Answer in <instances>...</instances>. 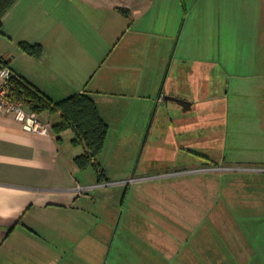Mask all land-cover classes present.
<instances>
[{
  "label": "crops",
  "instance_id": "obj_1",
  "mask_svg": "<svg viewBox=\"0 0 264 264\" xmlns=\"http://www.w3.org/2000/svg\"><path fill=\"white\" fill-rule=\"evenodd\" d=\"M211 1L191 9L199 29L208 25ZM179 2L17 0L2 18L0 57L53 101L85 92L105 121L118 103L144 106L152 122L169 121L166 135L192 136L198 120L217 113L208 86L213 66L201 69V87L197 68L173 65ZM216 6L217 55L236 56L244 77L254 76L264 113V0ZM20 41L42 44L41 57L23 52ZM37 114L51 124L48 134L26 131L0 111V264H264V160L235 180L215 174L220 165L190 147L195 156L184 165L154 173L140 166L135 174L97 159L101 173L88 166L87 177L88 167L74 161L84 147L71 142L73 131L52 128L60 114Z\"/></svg>",
  "mask_w": 264,
  "mask_h": 264
},
{
  "label": "rangeland",
  "instance_id": "obj_2",
  "mask_svg": "<svg viewBox=\"0 0 264 264\" xmlns=\"http://www.w3.org/2000/svg\"><path fill=\"white\" fill-rule=\"evenodd\" d=\"M178 1L180 30L176 39L180 36V40L176 41L173 65L179 64L183 71L197 68V76L202 78L199 85L202 87L205 81L201 69L210 62L213 69L209 73L208 86L214 96V104L210 108L217 113H214L213 119L198 120L197 131L192 136L186 132L174 137L166 135L169 124L166 118L152 122L151 114H144V106L118 103L116 114H106L109 132L98 160L101 163H111L116 170L128 168L136 174L139 167L144 166L147 169L149 167L147 173H154L158 171L156 168L164 165L174 167L189 163L195 156L190 155V147H194L199 153L212 157L216 162L214 165H217L215 167L220 165L213 170L215 174L226 173L228 178L235 180L248 177V170L253 173V169H258L250 167L258 165V160H264V148L261 147V152L258 150L259 142L263 138L264 113L254 101L260 93L251 88L256 79L254 76L244 77L248 70L238 69L236 56L222 58L217 55V47L222 37L219 33V10L216 6L218 0H212L208 14H203L208 25H201V29L198 28L199 23H196L199 18L198 10L191 12V9L196 1L202 0ZM206 28L212 29V34H206ZM174 97L184 99L182 96ZM180 123H187L182 128H188V122ZM179 145L184 148L181 149ZM176 147L178 149L173 151L172 148ZM197 159L203 160L202 157ZM90 172L92 169L88 167L84 175L88 177Z\"/></svg>",
  "mask_w": 264,
  "mask_h": 264
},
{
  "label": "trees",
  "instance_id": "obj_3",
  "mask_svg": "<svg viewBox=\"0 0 264 264\" xmlns=\"http://www.w3.org/2000/svg\"><path fill=\"white\" fill-rule=\"evenodd\" d=\"M17 0H0V33H2V18ZM127 14V9H119ZM18 47L25 53L40 58L43 46L40 43L27 41L18 42ZM8 59L0 57V63L7 65ZM13 95L22 97L26 104L37 112L49 111L59 113L60 118L53 123L52 128L60 134L65 130H72L74 136L71 142L82 145L84 152L74 158L79 168L94 167L99 174L97 159L103 152L109 132V125L100 115L94 99L85 92L72 94L59 101H53L47 95L35 88L32 84L18 77L13 79L11 88Z\"/></svg>",
  "mask_w": 264,
  "mask_h": 264
},
{
  "label": "built area",
  "instance_id": "obj_4",
  "mask_svg": "<svg viewBox=\"0 0 264 264\" xmlns=\"http://www.w3.org/2000/svg\"><path fill=\"white\" fill-rule=\"evenodd\" d=\"M15 78L17 75L13 70L8 65L0 63V111L12 114L26 131L48 134L51 124L42 121L22 97H17L11 92Z\"/></svg>",
  "mask_w": 264,
  "mask_h": 264
},
{
  "label": "water",
  "instance_id": "obj_5",
  "mask_svg": "<svg viewBox=\"0 0 264 264\" xmlns=\"http://www.w3.org/2000/svg\"><path fill=\"white\" fill-rule=\"evenodd\" d=\"M167 98L170 99V100H173V101L177 102L184 109H185V107L189 106V103L187 101L183 100V99L175 98V97H171V96H169Z\"/></svg>",
  "mask_w": 264,
  "mask_h": 264
}]
</instances>
